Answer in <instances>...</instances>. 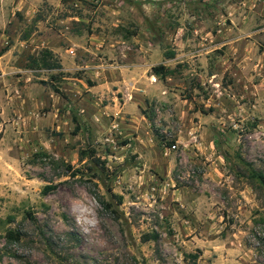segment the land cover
Listing matches in <instances>:
<instances>
[{"label":"rangeland","instance_id":"374dc122","mask_svg":"<svg viewBox=\"0 0 264 264\" xmlns=\"http://www.w3.org/2000/svg\"><path fill=\"white\" fill-rule=\"evenodd\" d=\"M253 171L264 0H0V264H264Z\"/></svg>","mask_w":264,"mask_h":264},{"label":"trees","instance_id":"16d2710c","mask_svg":"<svg viewBox=\"0 0 264 264\" xmlns=\"http://www.w3.org/2000/svg\"><path fill=\"white\" fill-rule=\"evenodd\" d=\"M9 48L8 47H5L4 49L1 50V54L3 52H5L6 50H8ZM52 51H45V53H43V60H49L51 57H52ZM169 56H172L174 53H168ZM44 65L48 66L49 68H53L54 66H59L60 65H53L52 63H47L46 61H44ZM153 71L162 76V77H166L168 76L170 73H171V69L169 67H167L166 65L164 64H159V65H155L153 66ZM54 90L58 93H61L62 91L59 89V87L57 86H53ZM80 127L79 125H77L76 127V130H79ZM170 146V145H169ZM85 155H88L86 154L85 152ZM89 157H91L94 162H95V169L97 168H100V170L104 173V172H108V169L106 167V162L105 161H102L99 157H97L96 155V151L95 150H91L90 154L88 155ZM106 172V173H107ZM112 175V173H111ZM107 179H110L112 176H110V174L108 175L107 173ZM252 176L254 177H257L259 180H260V183L261 185L263 186V189H264V173H260V172H256V171H253L252 173ZM58 187L57 184H48L44 187L43 189V193L44 194H48L49 192L55 190L56 188ZM107 190L111 193L112 197L115 198L117 200V203L116 204H122L123 202V196L122 195H119V194H116L113 192L112 188L109 187L107 185ZM98 199H99V202L105 206L106 208H111L113 206V201H107L105 198L101 197V196H98ZM8 236L11 237V238H14L15 240H19L20 239V233L19 232H15V231H9L8 232ZM150 235H145V238L146 240H149L151 238H156L157 235H152L151 237H149ZM200 256V249H198L195 253H188L187 254V257L191 260V262L193 261L192 264H197L196 261L198 260Z\"/></svg>","mask_w":264,"mask_h":264},{"label":"crops","instance_id":"0c3cea01","mask_svg":"<svg viewBox=\"0 0 264 264\" xmlns=\"http://www.w3.org/2000/svg\"><path fill=\"white\" fill-rule=\"evenodd\" d=\"M6 51H8V50H6ZM6 51H5V52H6ZM5 52H3L2 54H4ZM2 54H1V55H2Z\"/></svg>","mask_w":264,"mask_h":264}]
</instances>
